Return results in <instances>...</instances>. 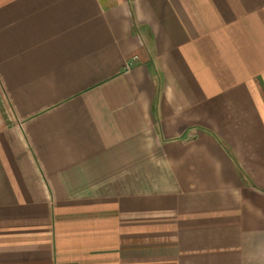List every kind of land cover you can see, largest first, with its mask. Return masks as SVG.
<instances>
[{
    "label": "crops",
    "instance_id": "1",
    "mask_svg": "<svg viewBox=\"0 0 264 264\" xmlns=\"http://www.w3.org/2000/svg\"><path fill=\"white\" fill-rule=\"evenodd\" d=\"M0 264H264V0H0Z\"/></svg>",
    "mask_w": 264,
    "mask_h": 264
}]
</instances>
